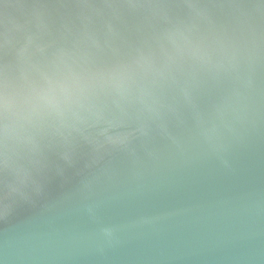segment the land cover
I'll return each instance as SVG.
<instances>
[{
	"label": "water",
	"instance_id": "water-1",
	"mask_svg": "<svg viewBox=\"0 0 264 264\" xmlns=\"http://www.w3.org/2000/svg\"><path fill=\"white\" fill-rule=\"evenodd\" d=\"M0 264H264V0H0Z\"/></svg>",
	"mask_w": 264,
	"mask_h": 264
}]
</instances>
